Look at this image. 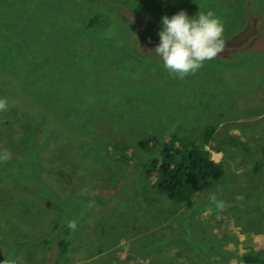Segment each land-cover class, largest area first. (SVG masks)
Segmentation results:
<instances>
[{
  "label": "rangeland",
  "instance_id": "1",
  "mask_svg": "<svg viewBox=\"0 0 264 264\" xmlns=\"http://www.w3.org/2000/svg\"><path fill=\"white\" fill-rule=\"evenodd\" d=\"M100 1L0 0V264H43L65 217L63 264H246L264 251V0ZM180 10L224 28L222 50L183 77L151 52L161 17ZM171 134L224 170L191 208L142 169ZM146 136L151 151L137 146Z\"/></svg>",
  "mask_w": 264,
  "mask_h": 264
},
{
  "label": "trees",
  "instance_id": "2",
  "mask_svg": "<svg viewBox=\"0 0 264 264\" xmlns=\"http://www.w3.org/2000/svg\"><path fill=\"white\" fill-rule=\"evenodd\" d=\"M94 1L100 2L103 7L107 5V2ZM99 22V16L94 15L86 28H93ZM34 120L30 119L26 126L28 129L31 127L32 133H36L38 129ZM214 132L213 126H207L204 129L206 143L213 138ZM32 133L30 132V134ZM156 143L159 141L155 137L146 136L138 140L137 146L144 151H151ZM107 146V152L119 156L121 161H133L126 144L111 141ZM261 165V160L255 162L254 174H258ZM142 169L145 178L154 181L158 192L164 194L171 201L183 203L187 208L193 207L192 197L197 192L205 190L212 180H218L224 174L221 163L213 160L205 147L197 145L189 138L174 134L168 135L162 140L158 154L143 164ZM69 223L68 218L65 217L53 225L48 239L44 240L47 249L43 252V264H63L61 257L68 252L70 244L68 240L71 232V228L68 227ZM53 251L57 253L58 259L51 263L49 258ZM242 260L246 264H264V251L262 254L243 255Z\"/></svg>",
  "mask_w": 264,
  "mask_h": 264
},
{
  "label": "clouds",
  "instance_id": "3",
  "mask_svg": "<svg viewBox=\"0 0 264 264\" xmlns=\"http://www.w3.org/2000/svg\"><path fill=\"white\" fill-rule=\"evenodd\" d=\"M224 28L221 20L212 11H198L189 16L180 10L171 16H163L157 35L159 43L151 50L162 61L169 74L183 77L199 69L203 62L214 58L223 48ZM4 102L0 101V108ZM10 159V153L0 152V161ZM219 207V205H217ZM74 228V223L68 224ZM3 264H15L3 261Z\"/></svg>",
  "mask_w": 264,
  "mask_h": 264
},
{
  "label": "flooded vegetation",
  "instance_id": "4",
  "mask_svg": "<svg viewBox=\"0 0 264 264\" xmlns=\"http://www.w3.org/2000/svg\"><path fill=\"white\" fill-rule=\"evenodd\" d=\"M235 44H237V43H235ZM228 46H233L232 44H227Z\"/></svg>",
  "mask_w": 264,
  "mask_h": 264
}]
</instances>
